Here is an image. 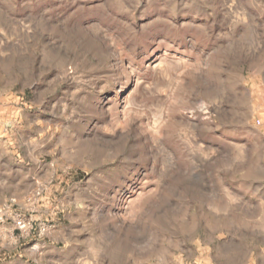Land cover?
<instances>
[{
  "label": "rangeland",
  "instance_id": "1",
  "mask_svg": "<svg viewBox=\"0 0 264 264\" xmlns=\"http://www.w3.org/2000/svg\"><path fill=\"white\" fill-rule=\"evenodd\" d=\"M0 264H264V0H0Z\"/></svg>",
  "mask_w": 264,
  "mask_h": 264
},
{
  "label": "built area",
  "instance_id": "2",
  "mask_svg": "<svg viewBox=\"0 0 264 264\" xmlns=\"http://www.w3.org/2000/svg\"><path fill=\"white\" fill-rule=\"evenodd\" d=\"M15 228L20 230V231H30L32 228H34L32 222L27 221L25 218L23 217H16L15 220ZM47 231V227L44 226L41 230V233H45Z\"/></svg>",
  "mask_w": 264,
  "mask_h": 264
}]
</instances>
